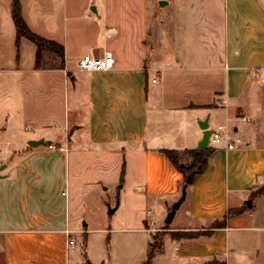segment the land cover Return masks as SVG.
I'll return each instance as SVG.
<instances>
[{"label": "crops", "instance_id": "1", "mask_svg": "<svg viewBox=\"0 0 264 264\" xmlns=\"http://www.w3.org/2000/svg\"><path fill=\"white\" fill-rule=\"evenodd\" d=\"M159 1L20 0L29 28L63 47L64 68L35 69V46L27 61L31 71L51 77V91L52 73L63 77L77 115L70 135L77 142L22 147L10 171L0 172V264H68L74 246H66L65 232L71 234L70 223L80 218L85 193L112 173L123 179L126 200L138 206L156 201L170 210L180 196L182 174L160 150L196 148L202 137L198 121L206 117L209 129L222 125L227 137L209 143L207 168L186 187V221L160 231L168 233L181 264L212 259L232 264L229 240L238 246L237 232L264 229V193L251 199L264 185V0H164L161 8ZM170 10L169 38L162 27ZM158 19L159 30L149 38ZM151 39L158 52L152 61ZM14 41L11 0H0V61L4 55L15 60ZM24 43L21 38L19 46ZM165 43L168 50L159 53L157 45ZM106 50L114 56L111 69L77 68L82 55ZM23 60L20 53L17 70L27 69ZM245 204L210 234L187 239L173 233L207 231L228 209ZM149 224L138 216L139 226ZM248 238L254 252L256 238Z\"/></svg>", "mask_w": 264, "mask_h": 264}, {"label": "rangeland", "instance_id": "2", "mask_svg": "<svg viewBox=\"0 0 264 264\" xmlns=\"http://www.w3.org/2000/svg\"><path fill=\"white\" fill-rule=\"evenodd\" d=\"M169 12L173 11L170 10L165 15L166 23L162 27V35L170 38L173 17L170 19ZM158 22L159 19L155 22L153 30L149 31V38L154 35L153 32L159 30ZM34 46L27 39L23 45L15 46V41L12 45L15 60L18 61L21 53L24 56L22 68H27V71L17 70L15 60L11 58L9 61L5 55L0 61V166L7 163L0 170L1 173L10 171L16 153L22 147L28 148L27 141L31 138L39 137L52 140L54 143L65 142L68 139L77 142L70 136L71 132L75 131L74 120L77 115L72 112L71 99L66 97L63 77L55 71L52 73L51 91L49 88L51 77L46 75V71L29 69L31 62L27 60L31 57ZM155 47L151 39L149 48L151 61L158 54ZM157 50L159 53H165L168 50L167 44L157 45ZM45 62L46 66H50L57 65L59 61L46 53ZM155 74L156 72L153 76ZM68 83L72 84L70 78ZM28 124H31L33 129L26 128ZM44 124H52L53 127L44 129L41 126ZM63 125L67 127V131ZM85 132L86 129L83 128L80 133ZM81 142H85L84 139ZM123 168H119V175L120 172L123 173ZM112 176L113 173L105 182L98 183L89 194L85 193L81 216L70 223L74 247L67 253V261L70 260L68 264H87L88 260L91 264H143L154 241L155 246L164 245L163 251L156 252L159 257L154 264H181L174 258L176 249L169 236H166L168 233L160 229L178 227L186 221L183 214L185 203H181L172 221L166 223L165 217L170 206L163 207L156 201H149L144 206L134 205L130 197L127 200L123 197L125 190L123 179L115 180ZM117 202L119 204L115 211L108 213V208L114 207ZM142 215L151 223L148 228L154 227V230L144 229L138 225V216ZM237 233L242 241L237 246L235 242L229 240V261L232 264H263L264 229ZM250 235L256 238L257 248L254 252L250 250L252 246L248 238Z\"/></svg>", "mask_w": 264, "mask_h": 264}, {"label": "trees", "instance_id": "3", "mask_svg": "<svg viewBox=\"0 0 264 264\" xmlns=\"http://www.w3.org/2000/svg\"><path fill=\"white\" fill-rule=\"evenodd\" d=\"M11 19L15 28V46L19 45L20 39L25 38L31 41L35 45V59H34V68L39 69L46 67L45 62V54L48 53L52 56L53 59H57L58 68H64V51L63 47L56 43L53 40L47 39L33 32L27 23L25 22L22 11H21V2L20 0H11ZM18 56V55H17ZM55 61V60H54ZM165 156L171 161L174 167L182 174V182L183 185L185 183V176L190 171H193L192 180L195 175L200 174L205 171L207 168L208 157L213 151L211 146L207 148L196 147L193 149H186L182 153L176 149H167L163 148L160 150ZM191 157L190 163L183 164L181 160L185 157ZM192 183V181H191ZM189 183V184H191ZM264 193V185L256 188L251 192V199L256 198ZM248 205L245 204L243 207L239 208H231L228 209L225 215L219 219L215 220L209 230L203 232H173L175 236L181 238L191 239L201 234H210L211 230L215 228L225 227L227 225V221L230 217H233L243 211ZM165 232V231H163ZM157 236V234H155ZM156 241L151 243L149 248L147 258L143 264H151L152 259L155 256L156 252L159 251V246H155ZM202 264H226L225 262L218 261L216 259H212L210 261H205Z\"/></svg>", "mask_w": 264, "mask_h": 264}, {"label": "built area", "instance_id": "4", "mask_svg": "<svg viewBox=\"0 0 264 264\" xmlns=\"http://www.w3.org/2000/svg\"><path fill=\"white\" fill-rule=\"evenodd\" d=\"M113 29H107L106 33H110ZM115 63L114 56L111 51H104L103 55L101 56H91L88 54L82 55L80 58L77 59V68L81 71H107L113 67ZM227 137V133L222 125H218L215 129H213L209 140L211 144H217L220 140ZM53 145H49L52 147ZM228 147L232 148V144L228 143ZM62 149V146H59ZM67 239H66V246L72 247L74 246V240L67 230L66 232ZM161 248V247H160Z\"/></svg>", "mask_w": 264, "mask_h": 264}, {"label": "water", "instance_id": "5", "mask_svg": "<svg viewBox=\"0 0 264 264\" xmlns=\"http://www.w3.org/2000/svg\"><path fill=\"white\" fill-rule=\"evenodd\" d=\"M166 2L164 0H160L158 2V7L161 8ZM73 77H70L71 82L73 83ZM199 127L202 129V137L201 139L197 142V147L200 148H207L210 140L209 137L212 133L213 130L208 128V117L204 118L203 120H199L198 121ZM27 144L31 147H37L39 145H51L52 141L51 140H44L43 138H39V139H31L27 141ZM4 164H1L0 166V170L4 168ZM192 174L193 171H190L189 173L186 174L185 176V183L182 185L181 187V193L179 198L173 202V204L171 205L170 210L168 211L166 217H165V222L166 223H170L175 215L176 210L179 208V206L181 205V203L184 201L185 196H186V187L189 183H191L192 181ZM1 176V175H0ZM249 203V202H248ZM118 202L116 203V205L114 207H110L108 208V213H113L115 211V209L118 206ZM87 264H91V262L88 260Z\"/></svg>", "mask_w": 264, "mask_h": 264}]
</instances>
